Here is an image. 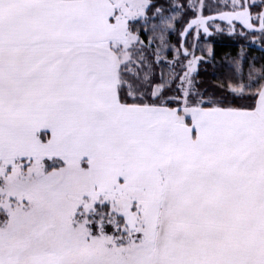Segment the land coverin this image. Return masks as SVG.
Wrapping results in <instances>:
<instances>
[{
  "label": "snow or ice",
  "instance_id": "obj_1",
  "mask_svg": "<svg viewBox=\"0 0 264 264\" xmlns=\"http://www.w3.org/2000/svg\"><path fill=\"white\" fill-rule=\"evenodd\" d=\"M252 48L264 0H0V264H264Z\"/></svg>",
  "mask_w": 264,
  "mask_h": 264
},
{
  "label": "trees",
  "instance_id": "obj_2",
  "mask_svg": "<svg viewBox=\"0 0 264 264\" xmlns=\"http://www.w3.org/2000/svg\"><path fill=\"white\" fill-rule=\"evenodd\" d=\"M211 42L213 43V46L215 48L217 61L224 58L225 56L235 55L237 52L240 51L239 42L235 38H230L226 35L213 37ZM247 51L249 57L254 56L258 59L264 57V52L259 51L258 48H252ZM205 68H207V71L204 70ZM200 71H201V76L205 80L212 79V74L214 72V69L211 64L201 65Z\"/></svg>",
  "mask_w": 264,
  "mask_h": 264
}]
</instances>
